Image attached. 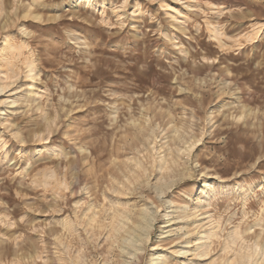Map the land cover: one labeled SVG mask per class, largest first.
<instances>
[{"label":"rangeland","instance_id":"rangeland-1","mask_svg":"<svg viewBox=\"0 0 264 264\" xmlns=\"http://www.w3.org/2000/svg\"><path fill=\"white\" fill-rule=\"evenodd\" d=\"M173 263L264 264V0H0V264Z\"/></svg>","mask_w":264,"mask_h":264},{"label":"bare ground","instance_id":"bare-ground-1","mask_svg":"<svg viewBox=\"0 0 264 264\" xmlns=\"http://www.w3.org/2000/svg\"><path fill=\"white\" fill-rule=\"evenodd\" d=\"M128 216H129V215H128ZM128 216H127V217H128ZM119 217H120V216H119ZM118 219H119V218H118ZM125 220H126V218H125ZM128 220H129V219H128ZM118 221H119V220H118ZM120 222H121V221H120ZM129 222H130V221H129ZM129 222H128V223H129ZM133 222H134V221H133ZM123 223H124V222H122V223H120V224L123 225ZM124 225H125V224H124ZM124 225H123V226H124ZM126 225H128V224H126ZM126 225H125V226H126ZM141 225H142V224H141ZM112 226H113V225H112ZM114 227H115V225H114ZM117 227H119V226H117ZM126 227H127V226H126ZM93 228H94V227H93ZM120 228H121V227H120ZM129 228H130V227H129ZM134 228H135V227H134ZM138 228H139V227H138ZM135 229H136V228H135ZM114 230H115V229H114ZM124 230H125V229H124ZM130 231H131V230H130ZM135 231H136V230H135ZM119 232H120V229H118V233H119ZM128 232H129V231H128ZM119 234H120V233H119ZM148 234H149V233H148ZM114 236H115V235H114ZM122 236H123V235H122ZM117 238H118V237H117ZM121 239H122V240H125V239H123V237H122ZM118 241H119V240H118ZM112 242L114 243V241H112ZM192 242H193V241H191V240L189 241V246H188V247H192V246H194V245H192V246L190 245ZM187 253H188V251H184L182 254L185 255V254H187ZM139 259H140V257H139V255H138V260H139ZM173 264H174V263H173Z\"/></svg>","mask_w":264,"mask_h":264}]
</instances>
